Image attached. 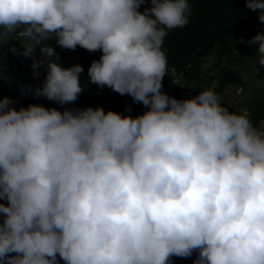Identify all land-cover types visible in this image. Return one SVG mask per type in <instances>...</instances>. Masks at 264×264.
Returning <instances> with one entry per match:
<instances>
[{
  "label": "clouds",
  "instance_id": "clouds-1",
  "mask_svg": "<svg viewBox=\"0 0 264 264\" xmlns=\"http://www.w3.org/2000/svg\"><path fill=\"white\" fill-rule=\"evenodd\" d=\"M234 8L264 23V0ZM189 15V0H0V264H264V125L214 84L162 91L164 39ZM248 43L258 58L217 78L264 90V32Z\"/></svg>",
  "mask_w": 264,
  "mask_h": 264
},
{
  "label": "trees",
  "instance_id": "trees-1",
  "mask_svg": "<svg viewBox=\"0 0 264 264\" xmlns=\"http://www.w3.org/2000/svg\"><path fill=\"white\" fill-rule=\"evenodd\" d=\"M239 3L241 0H233V4L220 0H189L188 24L183 28L170 30L164 39L162 50L168 61L167 74L179 77L184 84L183 88H179V84L175 85L174 97L190 98L214 84L219 91L216 92L229 111L247 108L253 124L260 126L264 121V90L249 86V82L241 76H238L233 84L217 78L219 71L229 73L227 63L235 68L239 65L245 68L258 58L257 47L250 45L248 41L257 33L264 32V23L259 21V10H252L250 15L247 13L237 16L234 7ZM150 6L147 3L143 4L140 11ZM218 26L220 32L217 31ZM255 74L258 78L262 75L261 72ZM229 85L243 86L246 91H241L240 96L230 99L225 94L226 91L224 92ZM84 87L85 95H93L100 99L101 105L116 104L124 114L136 116L146 111L145 106L134 102L131 96L120 95L107 86L100 88L98 85L87 83ZM77 106L83 107L80 101ZM196 255L198 253H194L193 257ZM188 262L189 258H182L181 264Z\"/></svg>",
  "mask_w": 264,
  "mask_h": 264
},
{
  "label": "rangeland",
  "instance_id": "rangeland-1",
  "mask_svg": "<svg viewBox=\"0 0 264 264\" xmlns=\"http://www.w3.org/2000/svg\"><path fill=\"white\" fill-rule=\"evenodd\" d=\"M177 83L179 84V88H183L182 86L184 85L183 82H180V79L176 78V76L171 75L168 78L164 77L162 91L167 93L169 96H172V92L174 91V87ZM240 91H241L240 88L238 90L230 89L227 90L225 94H227L228 98L233 99L241 95ZM261 125H264V121L260 124V126Z\"/></svg>",
  "mask_w": 264,
  "mask_h": 264
}]
</instances>
